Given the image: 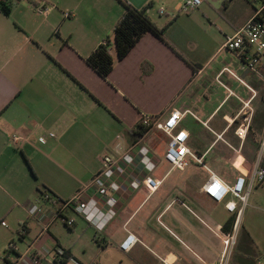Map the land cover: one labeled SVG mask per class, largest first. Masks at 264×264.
I'll return each instance as SVG.
<instances>
[{
  "label": "crops",
  "instance_id": "crops-1",
  "mask_svg": "<svg viewBox=\"0 0 264 264\" xmlns=\"http://www.w3.org/2000/svg\"><path fill=\"white\" fill-rule=\"evenodd\" d=\"M123 1L145 8L148 19L164 30L162 34L147 31L101 77L86 57L111 36L124 12ZM181 1L9 0V14L0 11V221L6 223H0V264H159L156 254L173 256L175 264L176 260L177 264L217 260L218 245L212 248L204 241L209 239V230L196 217L208 222L210 209L220 206L225 210L200 190L208 176L206 170L193 160L189 169L171 167L164 158L168 136L155 127L134 142L129 132L144 116L163 120L173 108L184 111L180 126L189 132L188 146L205 160L217 152L210 158L211 166L217 167V157L228 151L226 145L238 143L233 130L239 120L233 118L242 101L250 99L254 108L247 141L252 138L258 147L264 124L258 133L252 119L263 106H255L254 100L264 92L248 76L250 72L242 79L250 88L256 82L259 95L253 87L256 95L252 97V90L232 75L242 86L243 96L229 84H219L216 75L227 67L223 66L212 79L226 93L211 108L202 101L209 98L211 80L205 76L209 60L225 49L226 37L246 22L253 6L247 0H202L195 9L183 12ZM38 5L49 8L39 12ZM220 19L230 28L213 51L205 31ZM228 52L238 63L234 72L241 76L245 70L241 61ZM197 125L210 136L195 132ZM17 130L26 136L19 147L10 141ZM213 133L229 135L223 138L226 145L214 141ZM118 142L123 144L120 153L115 151ZM105 155L115 158L108 167L102 164ZM149 176L160 180L156 189L147 183ZM101 186L107 193L98 192ZM80 190L110 213L105 228L95 231L67 207L61 213L73 219L71 226L55 218L41 232L42 218L35 212L42 205V193L59 202ZM57 206L42 205L45 216ZM246 213L236 243L239 246L244 241L243 258L236 261L242 264L251 255V264H257L264 261V217ZM126 230L141 241L129 252L119 248ZM83 237L89 242L82 241ZM11 241L16 248L3 254ZM57 247L66 256L59 255ZM187 253L194 259H188Z\"/></svg>",
  "mask_w": 264,
  "mask_h": 264
},
{
  "label": "built area",
  "instance_id": "built-area-1",
  "mask_svg": "<svg viewBox=\"0 0 264 264\" xmlns=\"http://www.w3.org/2000/svg\"><path fill=\"white\" fill-rule=\"evenodd\" d=\"M247 1L253 6L251 16L239 29H237L230 36L226 37L222 47L234 53V55L241 61L244 69H247L248 72L253 73L260 79L264 80V0ZM201 2L202 0H182L179 5V9L183 12H189L199 6ZM36 8L39 12H46L49 6L38 5ZM159 12L163 13V8H160ZM64 15L69 16L70 14L69 12H65ZM225 72L232 75L245 86L250 88V86L247 85V83H245L240 76L228 67L222 68L216 75V81L219 84L224 85L220 77ZM250 89L253 92L252 97H254L256 92L252 88ZM230 93L233 92L230 91ZM242 102L243 106L236 113L233 120L242 116V120H239V124L235 128V134L243 140L249 129L253 108L250 106V99ZM187 112L195 116L191 111ZM184 114V111L173 108L169 112L168 116L163 120L153 119L150 116H144L141 122L144 126L148 128L155 127L168 136V143L164 152V158L171 165V167L184 169L189 165L190 160L200 164L208 173V176L202 183L200 190L212 201L222 203L228 213L235 215L232 228L229 232H224L221 224H211L196 216L204 224V226L220 240L219 256L212 264H228L231 258L232 250L237 241L240 220L247 205L249 193L255 184H261L264 182V132L259 140L253 164L247 174L237 173L232 181H227L203 162V154L198 155L188 146L189 132L180 126ZM203 124L207 126L206 122H203ZM49 135L51 136L52 133H49ZM217 137L220 138L221 135L217 134ZM25 140L26 136L19 130L14 131L10 138L12 145L15 147H19ZM38 140L43 142L44 137L40 136ZM229 146L233 148L231 145ZM115 151L117 153L123 151V144L121 142L116 144ZM114 160V156L105 155L102 159L103 167H108L114 162ZM146 180L152 189H156L160 184V180L154 179L150 176L147 177ZM98 192L100 194H105L107 193V188L101 186L98 189ZM41 200L42 205H58L56 207V211L49 217L45 216L42 205L36 207V215L42 218L40 220L42 222L41 232L47 231L49 225L53 222V220H55V218H60L65 225L71 226L73 224V219L65 217L61 213V210L67 207L71 208L76 215L80 216L97 232L102 231L111 219L110 213L106 209L98 203L91 202L89 199L85 198L81 190L72 197L59 202L49 193H43L41 195ZM181 203L186 207L183 201H181ZM0 223L2 225L6 224L3 220ZM126 231V236L119 244V248L123 252H129L136 243L141 242L135 234L129 230ZM6 248H8L9 251H12L16 247L13 241H11L8 243ZM27 251L33 256L30 247H28ZM57 253L59 255H64V250L57 247ZM193 254L199 260H202L195 252H193ZM156 256L159 260V264H175V260H170L168 255L161 256L156 254ZM257 264H264V261L258 260Z\"/></svg>",
  "mask_w": 264,
  "mask_h": 264
},
{
  "label": "rangeland",
  "instance_id": "rangeland-1",
  "mask_svg": "<svg viewBox=\"0 0 264 264\" xmlns=\"http://www.w3.org/2000/svg\"><path fill=\"white\" fill-rule=\"evenodd\" d=\"M229 28L230 27H228V22L220 19L218 22H216L214 25H212L211 28H208L205 31L206 35H208L210 38L207 39L204 34H203V36L208 41L209 47L211 48V50H213V48L216 46V44H218V42L221 38H224V34L228 33ZM213 51H215V49ZM236 62H237L236 58L234 56H232L227 51V49H224L222 51H217L213 55V57L209 60V67H208V70H206V72H205V76L209 77V79L211 80V83H210L211 85L208 88L209 89V98L208 99H202L203 105L205 107L211 108L216 103L215 100L219 99L220 96H222L223 94L226 93V90L223 89L222 86L217 84L215 82V80L212 79L214 72L218 71L223 66H227L230 69H232L233 71L237 72L238 63H236ZM250 75H251V77H253L252 79H254V81H257V82L260 81V78L258 76L255 75L256 76L255 77L251 73L248 76H250ZM220 78H221V81L223 83H225L227 86L229 84V86L231 88H233V90H235L238 95L243 96L242 91H241L242 86L240 87V85L237 84L236 80L230 74L225 72ZM236 85L238 87H235ZM250 85L252 86V88L254 87V89L257 90V92H258L257 95H259V93H260V89L259 90L257 89L258 87H263V92H264V86L263 85H259L257 88L252 83H250ZM260 98H261V96L259 95L254 100L255 106L257 105L260 107V103H263ZM241 105H243V104H241ZM227 106H228V103L222 108V110L220 111V113L218 115H220L222 112H224L226 110ZM241 117L238 118V120H242ZM249 131L250 130L248 129L246 136L242 140L239 136H237L235 134V129L233 130V135L237 139L236 142H238L236 146H235V144L234 145L232 144V147L235 150L233 148H231L230 146H227L223 142V138L228 139L229 135L224 136V135H222L223 133L211 134V136L213 137V140L214 141H220L219 143H224L226 145L228 151H226L222 155V157H217L218 158L217 159V164H218L217 167H212L210 164L211 156L217 154V152H215V151L213 153H209L207 155L206 162L209 166H211V168L215 172H217L220 176L225 178L227 181H229V180L232 181L233 180L232 178H234V176L237 173L247 174V172L250 170V168L253 164V161H254L253 148L256 145V142H254V140L252 138L249 140V142L247 141V139L249 138V134H250ZM195 132L205 134V135L208 134V132L206 130H204V128L202 126H198V125L196 126ZM217 134L221 135V137L218 138ZM256 140H257V138H256ZM249 144H251V147L250 146L248 147ZM216 148H218V146L215 147V149ZM188 166L186 168L180 169V170H185L187 168L189 169L190 167H188ZM246 210L248 212L254 213L256 215H261V217H264V182L261 184H255L254 187L251 189L249 196H248L247 207L243 211L241 221H243L244 217L246 215H248L247 213L245 214ZM226 216H227V212L225 210H223L222 208H220V206H216L215 208L210 209L208 211L207 218L209 219L208 222L212 224L215 222H220V223L223 222L225 220ZM5 220H6V222H8V218ZM207 233L209 234V239L205 238L204 241L210 243L212 245V248L214 246L218 245V250H220L219 238L216 235H214L211 231H207ZM85 239L87 240L86 237H83L82 241H84ZM87 241L89 242V240H87ZM243 242H240L239 246H236L237 244H235V246L232 250V253H231V258H230L228 264H241V263H237L236 260L239 259L241 254H243V253H241L242 252L241 248H242ZM236 243H237V241H236ZM172 244H174V242ZM214 244H216V245H214ZM258 256L261 257L259 254H258ZM178 257H179V255H178ZM186 257L188 259L193 258L188 253H187ZM263 257L261 259H264ZM169 259L172 260V259H174V257L169 255ZM177 262H178V260H176V264H177Z\"/></svg>",
  "mask_w": 264,
  "mask_h": 264
},
{
  "label": "trees",
  "instance_id": "trees-1",
  "mask_svg": "<svg viewBox=\"0 0 264 264\" xmlns=\"http://www.w3.org/2000/svg\"><path fill=\"white\" fill-rule=\"evenodd\" d=\"M124 12L120 19L117 21L115 26L113 27L112 34L110 37L104 39L101 43H99L92 52L86 57V62L101 76L106 77L108 73L111 71L113 67V63L115 60L122 59L129 50L136 44V42L141 38L143 34L147 31H153L157 34H162L164 27L157 28L146 16L145 8H136L132 6L130 3L123 1ZM0 11L4 15H8L10 12V3L9 0H0ZM258 85L264 86V80L260 79L257 82ZM254 82V85H257ZM262 108H259L257 114L253 116V123L256 124V131L258 133L263 132V124H264V93L261 95ZM252 123L249 125V129L251 128ZM148 127L144 126L142 122H139L135 129L129 132L131 142L136 141L138 138L144 135L147 131ZM257 143L253 148L254 158L257 152ZM198 155H202L198 153ZM205 157V156H204ZM203 157V162L206 160ZM28 163V162H27ZM264 165V163H263ZM29 166V164H28ZM30 167V166H29ZM46 193V192H43ZM42 193V194H43ZM234 215L231 214L228 218L222 223L221 227L224 232H229L232 224L234 222ZM243 250V247H242ZM9 251L6 248L3 251V254H7ZM64 255L66 256V252L64 251ZM63 255V256H64ZM6 257H3V261L5 262ZM243 258V257H239ZM247 259H243L242 264H251L252 256L249 255L246 257ZM238 259V260H239ZM249 262V263H248Z\"/></svg>",
  "mask_w": 264,
  "mask_h": 264
},
{
  "label": "water",
  "instance_id": "water-1",
  "mask_svg": "<svg viewBox=\"0 0 264 264\" xmlns=\"http://www.w3.org/2000/svg\"><path fill=\"white\" fill-rule=\"evenodd\" d=\"M247 72H248L247 69H245L244 72L241 74L240 77L243 78Z\"/></svg>",
  "mask_w": 264,
  "mask_h": 264
}]
</instances>
